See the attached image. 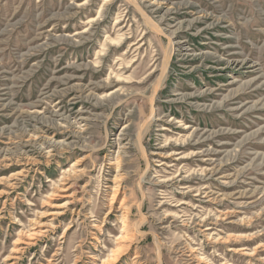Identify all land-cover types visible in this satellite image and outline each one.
<instances>
[{
	"label": "rangeland",
	"instance_id": "rangeland-1",
	"mask_svg": "<svg viewBox=\"0 0 264 264\" xmlns=\"http://www.w3.org/2000/svg\"><path fill=\"white\" fill-rule=\"evenodd\" d=\"M0 264H264V0H0Z\"/></svg>",
	"mask_w": 264,
	"mask_h": 264
},
{
	"label": "bare ground",
	"instance_id": "bare-ground-1",
	"mask_svg": "<svg viewBox=\"0 0 264 264\" xmlns=\"http://www.w3.org/2000/svg\"><path fill=\"white\" fill-rule=\"evenodd\" d=\"M154 94V93H153ZM125 220V219H124Z\"/></svg>",
	"mask_w": 264,
	"mask_h": 264
}]
</instances>
